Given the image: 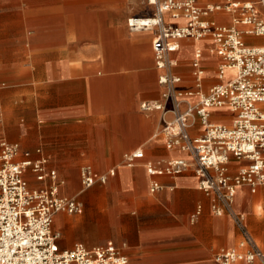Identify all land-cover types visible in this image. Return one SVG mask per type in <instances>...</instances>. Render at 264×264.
I'll return each mask as SVG.
<instances>
[{
  "label": "crops",
  "instance_id": "crops-1",
  "mask_svg": "<svg viewBox=\"0 0 264 264\" xmlns=\"http://www.w3.org/2000/svg\"><path fill=\"white\" fill-rule=\"evenodd\" d=\"M149 13L142 0H0V140L18 144L19 160L46 158L62 181L59 195L81 204L80 213L53 217L60 250L111 242L126 264H217L218 252L240 250V230L228 216L212 213V199L197 187L193 169L157 177L160 189L149 190L145 162L189 161L186 153L165 147L158 134L161 113L142 107L160 100L153 33L130 30L127 19ZM210 18L231 21L224 13ZM212 46L209 39L180 41L174 54L179 90L196 89L191 75L196 48L203 53L201 90L221 83V59L210 52ZM232 74L227 71L223 81ZM210 121L228 124L231 115L214 109ZM202 131L196 121L190 134ZM137 149L143 159L125 166L126 155ZM242 164L230 159V173ZM84 166L98 173L115 169V175L84 189L79 175ZM26 178L32 188L44 185L29 173ZM234 209L264 252V188L237 189Z\"/></svg>",
  "mask_w": 264,
  "mask_h": 264
},
{
  "label": "built area",
  "instance_id": "built-area-1",
  "mask_svg": "<svg viewBox=\"0 0 264 264\" xmlns=\"http://www.w3.org/2000/svg\"><path fill=\"white\" fill-rule=\"evenodd\" d=\"M151 9L146 16L130 17V30L152 31V51L160 100L142 105L162 115L158 134L167 149H178L189 156L171 159L163 164L145 162L150 177V192L160 189L156 178L177 176L191 167L197 187L211 197V211L216 216H228L240 230V250H222L214 256L217 264L235 262L264 264V252L258 247L245 226L242 214L234 209L237 189L248 187L252 192L264 188V0H221L200 5L198 0H142ZM229 15V24H220L211 15ZM182 18L175 24L165 20ZM212 41L210 52L221 59L217 70L220 84L207 92L201 90L204 69L203 53L194 50L191 75L195 91H181L175 73L174 54L183 40ZM227 71L230 79L223 81ZM195 102H191L192 98ZM214 109H224L231 115L230 123L211 122ZM203 131L192 136L195 122ZM18 144L0 140V264H126V257L109 242L86 249L81 244L60 250L58 233L53 232L55 214L80 213L82 206L74 198L59 195L62 185L54 169L44 157L19 160ZM40 154V150H36ZM137 149L125 157V166L132 167L143 159ZM243 164L230 173V159ZM29 173L43 187L32 188ZM84 189L104 184L115 175V169L103 173L90 167L80 168Z\"/></svg>",
  "mask_w": 264,
  "mask_h": 264
}]
</instances>
